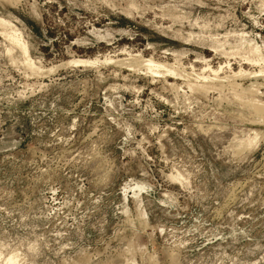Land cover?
<instances>
[{
  "label": "rangeland",
  "instance_id": "1",
  "mask_svg": "<svg viewBox=\"0 0 264 264\" xmlns=\"http://www.w3.org/2000/svg\"><path fill=\"white\" fill-rule=\"evenodd\" d=\"M263 105L264 0H0V264H264Z\"/></svg>",
  "mask_w": 264,
  "mask_h": 264
},
{
  "label": "bare ground",
  "instance_id": "2",
  "mask_svg": "<svg viewBox=\"0 0 264 264\" xmlns=\"http://www.w3.org/2000/svg\"><path fill=\"white\" fill-rule=\"evenodd\" d=\"M3 24V23H2ZM4 25V24H3ZM2 25V26H3ZM5 27V26H3ZM8 27V26H6ZM6 29V28H5ZM14 31L12 33H10V31L7 33V36H9L10 40L15 43V44H18L19 47L21 48L23 54H24V62L26 63V65L28 67H30V69L32 71H36L37 69H33L32 67V64L31 62L29 61L28 57L25 55L26 54V49H25V45L20 43V40L18 38V34H13ZM241 39V38H240ZM254 46V45H253ZM246 47V46H245ZM242 49V48H241ZM247 50V49H246ZM253 51V50H252ZM261 60V59H260ZM87 61V60H86ZM85 60H80V59H77V60H73V62H86ZM140 61V60H139ZM88 62V61H87ZM142 64H144L143 66L147 69V71L149 72H153L154 74L155 73H161V72H168L169 74L170 73H175V68L172 67L171 65H167V64H163V63H160V62H157L155 60H153L152 58H147V59H142L141 60ZM139 62V63H141ZM172 64V63H171ZM32 67V68H31ZM211 70V69H210ZM245 72H242V71H239L238 74H244ZM247 73V72H246ZM164 74V73H163ZM248 74V73H247ZM236 75V74H235ZM254 75V74H253ZM187 77V76H186ZM201 77V76H200ZM198 78V77H196ZM205 79V78H204ZM186 81V80H185ZM229 81V80H228ZM216 83V82H215ZM192 86V84H191ZM214 86V85H213ZM244 89V88H243ZM255 107V106H254ZM262 110H264V105L262 106ZM255 133V132H253ZM256 141V134H254L253 136L251 137H247V139L245 140V144L247 145L246 147L248 148V145L250 147L251 144H253L254 142ZM244 143V141H243ZM238 144V143H237ZM242 144V143H241ZM245 144H243V146H245ZM252 147V146H251ZM243 148V147H242ZM244 149V148H243ZM108 171V170H107ZM139 188V187H138ZM19 262V257L17 254H11L9 256H7L4 260H3V264H18Z\"/></svg>",
  "mask_w": 264,
  "mask_h": 264
},
{
  "label": "water",
  "instance_id": "3",
  "mask_svg": "<svg viewBox=\"0 0 264 264\" xmlns=\"http://www.w3.org/2000/svg\"><path fill=\"white\" fill-rule=\"evenodd\" d=\"M138 192H139V191H138V189H137V188H133V189H132V194H134V195H135V194H137Z\"/></svg>",
  "mask_w": 264,
  "mask_h": 264
}]
</instances>
